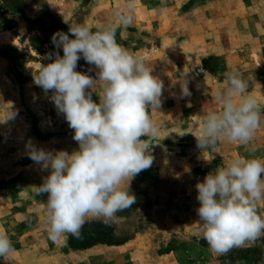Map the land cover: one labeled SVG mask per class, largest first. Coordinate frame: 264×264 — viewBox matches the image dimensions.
Returning a JSON list of instances; mask_svg holds the SVG:
<instances>
[{
	"label": "rangeland",
	"instance_id": "obj_1",
	"mask_svg": "<svg viewBox=\"0 0 264 264\" xmlns=\"http://www.w3.org/2000/svg\"><path fill=\"white\" fill-rule=\"evenodd\" d=\"M118 10L132 22L117 28V42L163 85L159 110H149L160 126L151 141L153 164L132 179L136 203L110 226L87 218L80 238L53 242L47 197L36 193L49 171L25 145L71 153L78 144L51 92L45 95L33 76L50 55H63L54 33H68L69 24L106 28ZM76 71L98 79L83 58ZM229 71L250 80L264 110V0H0V121L13 114L0 122V233L15 249L0 264H264V236L212 253L196 212L195 185L207 174L237 157L264 161V116L246 146L221 138L211 150L197 148L203 117L221 110L217 94ZM86 91L99 103L103 82ZM258 214L264 217V201Z\"/></svg>",
	"mask_w": 264,
	"mask_h": 264
},
{
	"label": "clouds",
	"instance_id": "obj_2",
	"mask_svg": "<svg viewBox=\"0 0 264 264\" xmlns=\"http://www.w3.org/2000/svg\"><path fill=\"white\" fill-rule=\"evenodd\" d=\"M115 15L116 23L96 31L69 24L68 33H54L52 43L63 55H50V62L33 76L45 95L51 92L50 100L74 130L78 144L71 153L46 150L30 140L25 145L29 158L49 171L36 193L47 197L46 223L53 242L66 235L80 238L87 218L110 226L118 212L136 203L132 179L153 164L151 141L159 136L160 126L149 110H159L163 85L143 58L117 42V28L130 25L132 17L119 10ZM81 58L98 69V79L76 71ZM97 81L103 82L99 103L86 91ZM224 82L217 94L221 110L206 114L195 136L200 151L213 149L221 138L248 145L264 116L249 91L250 80L229 71ZM183 92L188 94L186 86ZM195 188L200 231L212 253L224 255L264 236V217L258 214V204L264 201V161L234 158ZM14 251L8 236L0 233V257Z\"/></svg>",
	"mask_w": 264,
	"mask_h": 264
}]
</instances>
